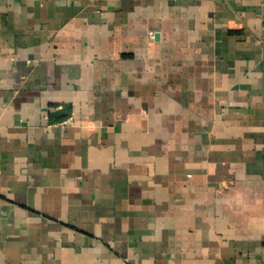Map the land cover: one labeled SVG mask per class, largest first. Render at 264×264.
<instances>
[{
	"label": "crops",
	"instance_id": "obj_1",
	"mask_svg": "<svg viewBox=\"0 0 264 264\" xmlns=\"http://www.w3.org/2000/svg\"><path fill=\"white\" fill-rule=\"evenodd\" d=\"M0 264H264V0H0Z\"/></svg>",
	"mask_w": 264,
	"mask_h": 264
},
{
	"label": "water",
	"instance_id": "obj_2",
	"mask_svg": "<svg viewBox=\"0 0 264 264\" xmlns=\"http://www.w3.org/2000/svg\"><path fill=\"white\" fill-rule=\"evenodd\" d=\"M61 112H59L58 114H60Z\"/></svg>",
	"mask_w": 264,
	"mask_h": 264
}]
</instances>
